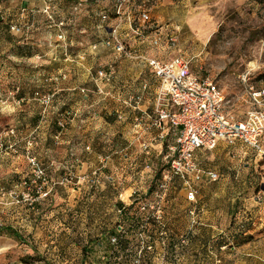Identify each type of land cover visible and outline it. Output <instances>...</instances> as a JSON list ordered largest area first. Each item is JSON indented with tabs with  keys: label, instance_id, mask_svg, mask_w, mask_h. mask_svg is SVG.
Wrapping results in <instances>:
<instances>
[{
	"label": "rangeland",
	"instance_id": "374dc122",
	"mask_svg": "<svg viewBox=\"0 0 264 264\" xmlns=\"http://www.w3.org/2000/svg\"><path fill=\"white\" fill-rule=\"evenodd\" d=\"M24 1L0 0V238L15 241L0 253V264H130L139 243L130 217L120 218L116 208L132 188L133 198L154 203L156 181L167 167L165 152H155L145 169L144 156L127 147L132 121L121 102L141 83L154 90L152 74L108 48L91 49L104 36L96 29L99 14L106 13L108 23L114 20L111 0L51 1L54 21L65 20L66 39L57 48L46 43L43 67H33L29 60L37 54L7 50L14 39L10 26L22 28L14 24ZM126 5L130 17L145 10L153 27L141 29L137 38L125 18L121 41L145 55L167 57L168 51L153 50L148 40L159 28L164 47L162 30L177 27L192 75L209 77L223 94L222 112L242 118L248 87H264V0H129ZM53 30L43 15V40ZM109 66L114 74L107 85H115L114 98L96 95L90 82L96 69ZM38 74L39 83L27 81ZM47 95L53 97L42 104L40 97ZM146 103L150 110L153 96ZM117 113L125 120H116ZM172 139L169 134L168 143ZM260 146L264 152V137ZM195 159L218 179L199 185L190 231L182 184L173 181L162 203L168 238H154L158 231L149 223L147 235L156 246L155 254H146V264H264V238L253 233L260 225L258 234L264 231V156L239 143H219L212 151L196 152ZM110 161L123 168L122 176L112 175ZM38 171L43 179L36 177ZM120 227L128 258L101 262L93 242L118 234ZM187 232L190 241L182 249L176 240Z\"/></svg>",
	"mask_w": 264,
	"mask_h": 264
},
{
	"label": "built area",
	"instance_id": "2783aa9c",
	"mask_svg": "<svg viewBox=\"0 0 264 264\" xmlns=\"http://www.w3.org/2000/svg\"><path fill=\"white\" fill-rule=\"evenodd\" d=\"M111 1H114V20L112 23H108L107 14L104 12L99 14L96 29L103 32L104 36L93 42L90 47L92 50L99 47L108 48L115 55L143 65L150 70L155 82L151 110L149 111L145 107V104L148 105L146 96L150 89L146 83L140 84L136 93L121 102L123 107L128 109L134 117L130 128L128 148H135L144 156L145 169L149 168L148 163L154 158L155 152L156 155L165 152L163 159L167 167V170L161 172L156 181V188L153 192L154 203L140 202L138 198H133L136 195V189L132 188L127 192L125 200L120 198L122 206L116 208V213L120 218L127 220L130 217V222L134 224L135 237L139 243L137 251L131 257L130 264H146V254H155L156 246L147 235L151 226L149 223L151 222L157 228L158 235L154 238H168L162 216L164 210L162 203L173 181H179L182 184L189 205L187 214L190 218V231L191 226L196 224L194 218L199 185L203 182H215L218 179L216 173L203 170L198 166L195 152L199 150L212 151L218 143H224L228 147L239 143L264 156L260 146L264 137V87L259 89L248 87L245 102L248 107L241 119L224 114L222 112L224 101L222 92L209 77L198 78L192 75L189 68L190 62L182 57L179 29L169 25L162 30L164 31L163 40L166 42L164 47L161 46L159 28L151 33L154 35L150 36L148 40L149 47L157 52H160L161 49L168 51L170 54L167 57L145 55L121 41L119 33L122 29L123 19L126 18L129 20L128 30L134 37L141 38V29L151 30L153 27L150 16L145 10H140L130 17L126 10L129 0ZM80 7L81 4L78 3L72 8V13L78 11ZM43 15L49 25H54L56 30L53 35L55 39L53 43L59 44L55 46H61L66 39L63 22L65 20H59L57 23L54 21V12L50 1H46L44 5ZM126 15L127 17H125ZM10 31L13 34H18L21 29L17 26H10ZM113 74L110 66L107 69L98 68L95 70L92 83L94 85L93 92L96 95L111 96L109 92L104 91L103 87L111 83ZM80 92L84 93V90L81 89ZM35 96L38 94L36 93ZM52 97V95L42 96L40 100L43 104L50 101ZM116 120H125L124 114L117 113ZM58 125L60 128L63 127L60 122ZM150 131H154L156 134L147 141L144 137ZM169 134L173 138L171 143L167 141ZM29 163L33 167H37L34 158L29 159ZM122 171V167H114L111 170L114 176H118V174L122 176ZM125 174L127 176V173ZM93 175L96 176L97 172H93ZM36 177L43 179V171H38ZM109 180L112 181L113 176ZM96 184L98 183L95 182L94 185ZM119 234H124L121 227L118 234L103 236L93 242V250L98 252L101 262L120 261L128 258L125 255L128 253L127 249L123 248ZM188 235L187 232L176 240L182 249L187 248L189 244ZM216 264L219 262L216 261Z\"/></svg>",
	"mask_w": 264,
	"mask_h": 264
},
{
	"label": "crops",
	"instance_id": "0c3cea01",
	"mask_svg": "<svg viewBox=\"0 0 264 264\" xmlns=\"http://www.w3.org/2000/svg\"><path fill=\"white\" fill-rule=\"evenodd\" d=\"M46 1H50V2L52 1V3L55 4L56 2H61L62 0H25L23 2V4H21L19 6L18 11H19V9H21V13L18 15V18L20 20L17 19V21H15L14 25H18V26L22 25V28H20L21 32L18 34L11 33L14 36V39L11 42H9V44L7 45L8 51L16 50L17 47H20V48H23L24 50L28 51L30 54H37L36 56H33L31 58V60H29L31 63H32V61L34 62L33 67H41V68L43 67V47H45L46 43H47V45H50L53 42H55L53 35H54V32L56 30H53L50 34L47 33L45 40H43L44 39L43 38V4L46 3ZM18 21H21V22H18ZM3 50H6V49H3ZM92 78L93 77L91 76L90 82H92ZM42 79H43V76H39V74H38V76H35V75L30 76L29 80H27V81L30 82L31 84H33V83H39V81H42ZM51 79H53L54 81H57V78H51ZM49 81H50V79H49ZM92 87H93V91H94L93 83H92ZM114 88H115V85H114ZM114 88L112 87V84L111 85H104V87H103L105 92H109L111 94V96H110L111 98L117 97V95H118L117 93L116 94L114 93L115 91H117L116 89L114 90ZM150 90H151V87L149 89V94L146 96V98H148V96H152L153 90L151 92H150ZM128 96H130V95L128 94ZM150 110H151V107H150ZM125 114L130 117L129 121L133 122V118H134L133 114L131 113V115H130L129 111L125 112ZM105 125H107V123H105ZM130 128H131V126H130ZM130 128L128 129L129 130L128 142L130 140ZM153 135H154V132L152 131L151 137ZM151 137L147 136V137H144V139H146L148 141V139H150ZM127 147H128V144H127ZM199 151H201V150H199ZM195 154H196V152H195ZM124 157L127 158V156H124ZM141 160H142V156L140 157L139 161H141ZM197 164L201 168L200 164L199 163H197ZM109 166H112V167H110V169H112L114 164L111 163V161H110ZM201 169H203V168H201ZM260 227H262V226L260 225L259 228H256L253 233L255 235H257L259 238H264V231L261 234H258V232H259L258 229H260ZM13 237L15 238V236H13ZM14 246H15L14 240L9 239V238H0V253H2L4 251H6L7 249H10L11 247H14ZM220 248L223 249L222 247H220ZM8 264H15V263L10 262ZM237 264H239V263H237Z\"/></svg>",
	"mask_w": 264,
	"mask_h": 264
},
{
	"label": "trees",
	"instance_id": "16d2710c",
	"mask_svg": "<svg viewBox=\"0 0 264 264\" xmlns=\"http://www.w3.org/2000/svg\"><path fill=\"white\" fill-rule=\"evenodd\" d=\"M13 235H14L16 238H18L16 234H13Z\"/></svg>",
	"mask_w": 264,
	"mask_h": 264
}]
</instances>
